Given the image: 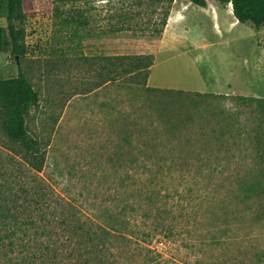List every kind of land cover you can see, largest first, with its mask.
<instances>
[{
    "label": "rangeland",
    "instance_id": "obj_1",
    "mask_svg": "<svg viewBox=\"0 0 264 264\" xmlns=\"http://www.w3.org/2000/svg\"><path fill=\"white\" fill-rule=\"evenodd\" d=\"M205 1L22 0L37 178L115 235L118 264H264V26ZM138 55L148 71L110 66ZM14 146L0 126V166Z\"/></svg>",
    "mask_w": 264,
    "mask_h": 264
},
{
    "label": "trees",
    "instance_id": "obj_2",
    "mask_svg": "<svg viewBox=\"0 0 264 264\" xmlns=\"http://www.w3.org/2000/svg\"><path fill=\"white\" fill-rule=\"evenodd\" d=\"M168 1L171 4L172 0ZM188 1L206 7L205 0ZM218 1L231 5L237 22L251 23L256 28L264 26V0ZM0 12L5 16L8 35L6 40L0 26V51L9 45L17 66L15 78L0 80V126L19 156V160L10 157L4 161L6 166H0V264H118L110 256L115 235L69 207L67 202L54 198L38 179L45 157L40 140L29 133L26 125L29 112L39 104V95L20 68L25 54L24 30L19 27L24 18L22 0H0ZM167 15L168 10L163 26ZM114 60L120 62L112 61L110 66H120L126 74L132 70L148 71L153 65L152 55L114 57ZM125 60L129 62L126 65ZM109 71L113 74L108 80L120 76L115 68ZM21 165L32 171L33 176Z\"/></svg>",
    "mask_w": 264,
    "mask_h": 264
},
{
    "label": "crops",
    "instance_id": "obj_3",
    "mask_svg": "<svg viewBox=\"0 0 264 264\" xmlns=\"http://www.w3.org/2000/svg\"><path fill=\"white\" fill-rule=\"evenodd\" d=\"M179 18H176V17H174L173 18V20H174V23H175V20H178ZM215 19H216V22H215V25H216V27H219V25H217V19H218V17H215ZM178 22V21H177ZM169 25V24H168ZM168 29V27H166V30ZM169 30V29H168ZM163 36H165V33L163 34Z\"/></svg>",
    "mask_w": 264,
    "mask_h": 264
}]
</instances>
